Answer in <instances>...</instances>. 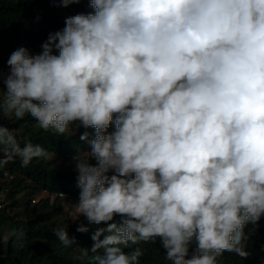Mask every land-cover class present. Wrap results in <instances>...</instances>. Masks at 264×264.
Returning <instances> with one entry per match:
<instances>
[{"label": "clouds", "instance_id": "1", "mask_svg": "<svg viewBox=\"0 0 264 264\" xmlns=\"http://www.w3.org/2000/svg\"><path fill=\"white\" fill-rule=\"evenodd\" d=\"M88 2L94 11L67 17L41 53H11L0 121L95 130L73 157L72 220L106 225L84 250L96 264H139L142 249H125L157 240L170 264L247 258L245 227L264 217V0ZM47 155L0 122V168ZM67 228L54 229L65 247L76 243Z\"/></svg>", "mask_w": 264, "mask_h": 264}, {"label": "trees", "instance_id": "2", "mask_svg": "<svg viewBox=\"0 0 264 264\" xmlns=\"http://www.w3.org/2000/svg\"><path fill=\"white\" fill-rule=\"evenodd\" d=\"M93 11L88 0L67 7L59 0H0V72L9 73L7 61L13 51L25 47L30 54H39L49 34L63 30L67 17ZM54 54L58 52L54 50ZM0 122L14 131L21 144L30 141L48 153L47 157L34 158L27 166H22L17 158L0 168V264H96L97 254L89 250L85 255L84 250L91 249L92 235L106 225L90 223L84 216L73 221L64 217L63 207V202L71 205L79 200L73 157L91 150L88 140L94 138L95 130L80 127L72 134L58 136L40 129L31 116L19 120L3 116ZM113 130L111 126L108 131ZM85 132L88 140H81ZM120 219L116 216L113 222ZM64 224L68 225L69 238L76 241L67 247L54 234V229ZM81 225L88 231L78 232ZM244 231L246 238L242 243L250 255L242 259L225 252L218 257V264H264V217L257 225L248 224ZM135 247L144 253L139 264H170L159 240L125 251ZM98 251L103 254V249Z\"/></svg>", "mask_w": 264, "mask_h": 264}, {"label": "rangeland", "instance_id": "3", "mask_svg": "<svg viewBox=\"0 0 264 264\" xmlns=\"http://www.w3.org/2000/svg\"><path fill=\"white\" fill-rule=\"evenodd\" d=\"M7 74H4V76L6 77ZM27 203H28V200L26 199V204ZM76 203H78V202H76ZM76 203L70 205L68 202H63V207H64V211H65V214H66L65 216L63 215L64 217L67 216V217L72 219V214L75 213V211H76ZM31 204H33V201H31Z\"/></svg>", "mask_w": 264, "mask_h": 264}, {"label": "built area", "instance_id": "4", "mask_svg": "<svg viewBox=\"0 0 264 264\" xmlns=\"http://www.w3.org/2000/svg\"><path fill=\"white\" fill-rule=\"evenodd\" d=\"M61 195H63V194H61ZM32 201H33V202H35V199H33ZM0 207H2V205H1V204H0Z\"/></svg>", "mask_w": 264, "mask_h": 264}]
</instances>
